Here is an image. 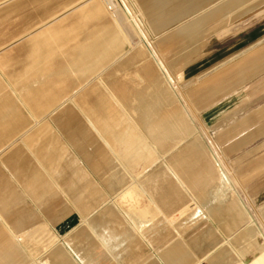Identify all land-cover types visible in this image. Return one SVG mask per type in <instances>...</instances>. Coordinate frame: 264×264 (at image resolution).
<instances>
[{
    "label": "crops",
    "instance_id": "1",
    "mask_svg": "<svg viewBox=\"0 0 264 264\" xmlns=\"http://www.w3.org/2000/svg\"><path fill=\"white\" fill-rule=\"evenodd\" d=\"M90 1L95 0L84 1L83 6ZM101 1L106 8L107 5ZM124 1L131 4L130 0ZM261 1H183L186 6L182 9L191 6L195 11H192V21L186 27L187 32L193 31L186 43L196 44V40L207 32L227 33L233 24L232 18L237 19L248 12L259 13ZM3 3L0 2V8ZM132 7L140 13L148 10L133 4ZM200 7L203 9L199 10ZM73 8L77 10L76 6ZM84 13L97 18L99 7L92 3L85 10L79 9L72 19L80 18ZM58 18L56 16L37 26L39 31L33 37L35 39L32 38L19 50L12 49L6 53L7 63L0 61V264H200L195 253L211 250L203 236L196 248L195 237L202 233L212 234L213 231L218 236L227 235L221 223L227 220V214L222 210L228 203H236L241 208L240 202L227 196L225 187L216 181V172L211 182L198 186L180 178L179 182L172 180L170 186L158 183L151 188L145 185L138 188L115 153L106 146L114 156V169L123 180L119 181L122 186L112 190L108 182L106 185L100 179L101 167L96 165L99 158L92 157L89 164V153H71L63 137L73 140L76 133L84 135L92 131L104 143L98 130L115 120L112 114L118 99L127 104L135 101L141 113L138 124H146L148 107L145 102L140 104L142 102L137 101V96L150 88L148 83L158 81L145 67L142 69L145 77V85L140 86L142 91L138 87L128 89L126 84L117 80H112L114 89L110 90L102 82L101 74L93 71L95 64L99 65L103 58H110L96 47L108 44L111 32L94 33L82 43H73L68 34L62 35L60 31L68 22L63 26L54 25ZM72 19H69L70 23ZM208 23L210 25L206 27ZM56 32L62 36L58 37L57 48L63 49L66 62L53 64L52 59H47L49 65L42 69L59 74L51 76L50 81L44 84L43 75L25 68L24 58L27 55L44 56L47 45L38 36L49 37ZM263 32L264 28L246 34L241 38L244 40L214 55L220 58L209 75L201 84L191 85L187 90L190 112L211 126L210 132L213 133L210 139L216 142L214 144L225 163L229 158L243 156L249 144L255 147L264 141V103L256 97L264 89V48L260 47L264 36L261 39L257 35ZM3 42L0 39V44ZM240 44L247 46L242 56L238 53L223 56ZM20 51L25 56H20ZM73 56L86 61L81 69L94 73V76L90 83L74 91L77 95L72 93L65 102L75 106L77 101L76 108L82 110L87 122L70 114L57 125L51 115H60L64 107L57 99L61 91L66 96L70 92L74 70L70 69L68 59ZM37 79L39 83H31ZM247 88L251 92L252 103L244 106L243 94ZM107 103H111V110L106 109ZM97 104L99 106L95 107ZM172 106L173 101L164 112H158L149 119L151 124L161 126L177 120L185 121L172 112ZM101 107L103 111L99 112ZM76 118V125L81 127L71 128L69 123L73 126ZM229 125L238 126L239 130L231 132L234 128L227 129ZM105 130L115 145L111 128L107 126ZM139 132L148 140L141 130ZM61 135L64 136L61 138ZM152 140L156 142L157 150L164 140L172 141V146L179 143L172 138L156 137ZM207 150V170H214L207 154H211V150ZM190 151L193 155L202 156L200 149L193 147ZM214 208L222 209L219 216L212 214ZM196 221L197 226L194 225ZM238 224L235 231L241 227Z\"/></svg>",
    "mask_w": 264,
    "mask_h": 264
},
{
    "label": "rangeland",
    "instance_id": "2",
    "mask_svg": "<svg viewBox=\"0 0 264 264\" xmlns=\"http://www.w3.org/2000/svg\"><path fill=\"white\" fill-rule=\"evenodd\" d=\"M1 1L7 2L8 0H0V2ZM84 1L87 0H42L41 4L45 3L52 6L50 11H45L42 9V6H39L40 4H37V2L33 4L34 2H32L23 10L13 13L6 12L7 6L10 5L9 3L3 4L0 8V39H3L4 42L3 45L2 43L0 44V61L2 63H7L6 53L12 49L19 50V48L24 47L27 42L33 37H36V33L39 31L37 26L42 25L46 21H50V19L56 16L59 18L55 21L56 24L54 25L63 26L68 22L67 26H65V28L61 27L62 29H60V31L62 35L68 34L73 43H82L94 33L110 31L112 37H110L109 43L96 47L99 49L100 53H105L110 58H103L99 61V65L95 64L94 67L96 68L93 72L101 73L102 82H104L105 86L110 90L114 89L111 85L112 80H117L126 84L128 89L133 90L139 87L138 90L142 91L143 88H140V86L145 85V77L143 76L142 69L148 67L150 73L161 84L173 101V106L170 108L172 112L183 117L189 127L198 132L196 136L198 146H188L182 137L175 136L172 139L179 140L178 144L172 146V141L164 140L160 142L163 144L159 150H157L156 142L152 139L156 137L169 138L167 132L159 129L160 125H153L151 122L147 130L145 128L143 129V126L138 124L140 121V113L135 101H129L127 104L119 99L117 103H114V108L116 110H113L112 116L115 117V120L112 121V124H106L98 130L105 145L98 137V134L92 131L85 132L84 135L76 133L73 140H66L63 137L64 135H61V138L63 137L64 143L68 146L73 155L82 152L84 155L89 153V164L92 163V157L94 159L99 158V161L96 160V165L98 166V164H100L99 166L101 167L99 174L100 179L105 183L108 182L112 190L123 184L121 185L119 182L122 180V175H119L114 169V156L110 150L115 153L118 161L131 175L134 184L138 188L141 185L138 182L139 177L141 175L143 176L146 172L144 169L139 170L138 173L135 172L141 165L144 167L146 165L151 166L145 167L148 171L161 168L166 172L161 179H158V181L160 180L159 182H154V179L153 182L145 184V186L149 187L155 186L158 183H164L170 186L172 180L179 182L180 178L187 183L198 186L211 182L215 172L217 174L216 181H219L218 171L226 174L228 184H225L224 187L225 190H227V196L234 200H238L241 204V208L236 203H228L223 210L214 208L212 214L219 216L222 210L234 216L235 211L238 209L242 215L241 221L238 224L241 227L238 231H235L236 229L233 222H228L229 218L227 216L228 221L224 220L221 222L223 227L227 230L224 231L227 235L218 236L213 232L212 241H207L211 249L215 245L214 243L220 242L221 249L217 248L213 252H207V250L204 253L197 252L195 253V257L197 260H200V264H230V262L231 264H248L249 260H252L254 258L253 255L256 254L252 240L257 237L255 241L260 245L263 243V240L259 237L262 236L264 238V141H261L259 145L255 147L249 144L247 146L248 148L246 147L248 150L244 152L243 156H240L238 159L229 158L227 163H225L219 152L220 150L214 144L216 142L210 139L211 133H213L210 132L211 126L205 124L200 116L193 115L190 112L188 106L189 94L187 90L191 85L201 84L205 77L209 75V72L215 67L216 63H218L217 59L220 58H215L217 56L214 55L244 40L241 39L244 35H248L251 32L256 33L264 28V0L260 3L262 6L258 10L260 11L259 13L248 12L237 19L232 18L231 22L233 24L230 26L227 33L222 31L216 34L207 32L202 38L196 40V44L186 43L189 34L193 33V31L187 32L186 27L192 21L190 17L194 10H192L191 6L182 9L186 6V3H183V1L192 2L195 0H130L131 4L124 0H114L116 3H111V6L107 5L106 8H104L105 6L102 4L101 0H95L86 6L82 4ZM92 3L99 7V16L97 18H92L90 15L84 13L85 15H82L80 18L76 20L72 19L77 12H79V9L85 10L88 6L92 5ZM132 4L141 9H148L147 13L137 12L134 7H132ZM74 6H76L77 10L73 8ZM200 9L203 8L200 7L199 10ZM69 19H72L73 22L70 23ZM209 25L210 23H208L206 27ZM209 31L211 30L209 29ZM29 33L31 35L27 36ZM56 33V35L49 37H44V35L38 36V39L47 45V50L43 51L44 56H25V53L22 54L20 51V56H25V68L43 75V80L46 83L51 76L59 74L58 72L54 73L52 70L47 71L46 69H42L45 68L46 65H49L47 64V59H52L51 62L53 64L59 61L60 64L63 65L66 62L65 56L62 54L63 49L59 50L57 48L58 37L62 36L58 32ZM257 35L262 39L264 32ZM138 40H140L141 43L137 44L136 42ZM241 44H243V42ZM241 44L223 56H232L237 53L239 54L238 56H242L247 46L242 47ZM260 47L264 48V42ZM96 48H94V50ZM24 51H26V49ZM12 58L14 59L16 57L12 56ZM68 60L70 69L72 71L74 70V75L70 78L72 84L68 95L66 96L65 92L61 91L62 94L60 93L61 95L57 97V99L61 101L60 105L64 106L60 110V115H57L58 113L51 115L53 121L57 123V125L70 114L77 115L78 120L83 118V122L86 123V119L82 115V110H80L79 107L76 108L78 102L76 101L74 106L70 105V102H65V100L68 99V96L74 93V91L85 86L94 76L92 75L94 73L91 74L81 69L82 63L86 61L80 56H73ZM75 68H77L76 71ZM162 69L166 70L170 79L173 81V85L171 84L170 86V84L165 82ZM37 78H39V76ZM39 82V79H37L31 83ZM148 86L150 88L147 87L145 93H139L137 98L142 97L143 101L147 104V110L150 112L152 109V114L155 117L158 112H164L167 106L158 111L155 109L158 101L152 95V93H154L152 92L154 90V85L150 82ZM58 89L62 88L59 87ZM243 97L244 106L252 103V95L251 92H248V88L244 91ZM256 97H260L259 102L264 103V89ZM107 100L110 102L109 99H106V101ZM105 107L111 110V103H107ZM56 109L57 107L53 108L51 112ZM170 109H167V111H170ZM102 111L103 109L101 107L99 112ZM148 120L149 118L147 121ZM70 121L71 119H68V122ZM76 123L77 118L73 122V126L71 123H69V126L71 128L75 127L76 129L81 127L80 125H76ZM107 126L111 128L113 132L112 136L115 140V145L113 141L109 140L108 132L105 130ZM129 126L131 128L130 130L128 129ZM141 128V131L148 140L140 134L139 130ZM231 128H234L231 132L237 131V129L239 130L238 126H227V129ZM118 131L120 134L119 137L116 138L117 134L115 132ZM134 138H136V144L131 148L130 146ZM120 144L125 147V150L129 151L127 160L129 158H134L140 153L143 154V152H147V156L143 158L137 157L131 164L123 165L125 161L124 156L121 154L122 150L119 149ZM106 146L109 147L110 150H108ZM193 147L200 149L199 152L202 156L193 155V152L190 151ZM206 149L209 151L211 150V154L209 152H207V154L213 163L214 170L213 168L207 170V162H209V160L205 157ZM161 152H163V155ZM180 162H183L182 166L170 172L166 171L168 168ZM125 179L127 181L129 180L127 176ZM199 213L198 211L197 214ZM248 223H251L252 227L254 226L257 231L256 234L248 235V233L244 231ZM194 225L197 226L198 222L196 221ZM207 235L208 234L202 233L201 237L203 236V239H205ZM214 238L215 240H213ZM194 244L195 247L198 248L196 243ZM256 264L259 263L256 262Z\"/></svg>",
    "mask_w": 264,
    "mask_h": 264
},
{
    "label": "bare ground",
    "instance_id": "3",
    "mask_svg": "<svg viewBox=\"0 0 264 264\" xmlns=\"http://www.w3.org/2000/svg\"><path fill=\"white\" fill-rule=\"evenodd\" d=\"M32 2H34L33 4H36L35 2H37V4H40L39 6H42V9L43 10H45V11H50V8H52V6H49L48 4H41V2H42V0H8L7 2H5V3H3V4H7V3H9L10 5L9 6H7V8H6V12H12V11H14V12H16L17 10H23L25 7H27V5L28 4H30V3H32ZM91 2V1H90ZM103 2L106 4V5H110L111 6V3H116V2H114V0H103ZM113 7H114V5H113ZM114 10V9H113ZM57 20V19H56ZM52 21V20H51ZM130 21V20H129ZM137 44L138 43H141V41L140 40H138L137 42H136ZM134 46H135V44H134ZM133 47V46H132ZM88 49H90V48H88ZM161 67V66H160ZM107 69V68H106ZM163 70V74L165 73V75H164V79H165V82L166 83H168V84H170V86H171V84L173 83V81L170 79V77H169V75L167 74V72H166V70L165 69H162ZM101 74V73H100ZM97 78V77H96ZM50 81V80H49ZM96 81H97V79H96ZM52 82V81H51ZM90 83V82H89ZM88 83V84H89ZM153 83V85H154V90L152 91V92H154V93H152V95L154 96V98H156L157 99V101H158V104L156 105V107H155V109L158 111V110H160L161 108H163V107H165V106H168V105H170L171 104V102H172V100H171V98L168 96V94H167V92L163 89V87L161 86V84H159L158 82H152ZM44 84H45V82H44ZM43 84V85H44ZM58 84V83H57ZM56 85V84H55ZM173 85V84H172ZM175 85V84H174ZM55 87V86H54ZM139 88V87H138ZM80 89H82V88H80ZM103 89V88H102ZM101 89V90H102ZM103 91V90H102ZM78 92V91H77ZM99 92V91H98ZM104 92V91H103ZM102 93V92H101ZM75 94V93H74ZM75 95H77V94H75ZM99 95V94H98ZM97 95V96H98ZM103 95V94H102ZM100 96V95H99ZM153 96H152V98H153ZM72 98V97H71ZM100 99H103V98H101V97H99ZM96 99H98V98H96ZM100 99H98V101H100ZM69 100H71V99H69ZM94 100V99H93ZM104 100V99H103ZM74 101V100H73ZM97 101V100H96ZM96 101H95V103H96ZM97 101V102H98ZM137 101L138 102H141L142 101V103H140V104H143V99H142V97H138L137 98ZM94 102V101H93ZM98 104H100V102L98 103ZM96 105L95 107H97V106H99V105ZM101 105V104H100ZM142 106V105H141ZM143 108H145V105L144 106H142ZM141 112H142V110H141ZM152 112H153V110L151 109V111L149 112L148 110H146L145 111V116H147L149 119H151V118H153L154 117V115L152 114ZM141 114V113H140ZM143 117H144V114H143ZM141 118V117H140ZM144 121V120H143ZM87 122V121H86ZM170 122V121H169ZM149 125H150V121L148 120L147 121V123L146 124H143L142 126H143V129L145 128L146 130L149 128ZM128 129L130 130L131 128H130V126L128 127ZM159 129H161V130H163V131H166L167 132V135H168V137L169 138H174L175 136H180V137H182L183 138V140H185V142L188 144V146L189 145H197V139H196V136L198 135V132L197 131H194V130H191V128L189 127V125L185 122V121H182V120H177V121H174L173 123H168V124H163V125H161V126H159ZM140 130H142V128L140 129ZM117 135H116V138H118L119 137V134H120V132L118 131V132H115ZM105 134V133H104ZM134 136V135H133ZM135 140H136V138H134L133 139V141H132V145L130 146L131 148H133L134 147V144H136V142H135ZM198 146V145H197ZM119 149L120 150H122V155L124 156V164L123 165H129V164H131V162H133L134 161V159L135 158H137V157H139V158H143V157H145V156H147V152H143V154H138V155H136L134 158H129L128 160H127V157H128V154H129V151H127V150H125V147L123 146V145H119ZM131 152V151H130ZM129 161V162H128ZM74 162H76V161H74ZM184 162V161H183ZM183 162H180V163H177V164H175V165H173L171 168H166L167 170L166 171H168V172H170V171H173V170H175V169H177L178 167H180V166H182V164H183ZM214 162V161H213ZM215 162H216V160H215ZM188 165V164H187ZM215 165H216V163H215ZM74 166V165H73ZM75 166H76V164H75ZM147 167H151V166H148V165H146ZM145 166V167H146ZM145 167L143 166V165H141V166H139V168L137 169V170H135V172L136 173H138L139 172V170H146V172H145V174H143V176L141 175L140 177H139V183L141 184V185H145V184H148V183H151V182H153L154 181V179H155V181L154 182H159L158 181V179H161L162 178V176L163 175H165V171L164 170H162L161 168H157V169H155V170H152V171H148L147 169H145ZM218 169H219V167H218ZM148 171V172H147ZM135 173V174H136ZM135 174H133V175H135ZM37 179V178H36ZM218 179H219V182L222 184V186H225V184H228V179H227V176H226V174H224L223 172L221 173L220 171H218ZM4 182V181H3ZM230 182V181H229ZM156 186V185H155ZM151 188V187H150ZM159 188V187H158ZM159 192H160V190H159ZM150 193V192H149ZM153 194V193H152ZM156 195V194H155ZM147 196V195H146ZM150 198H151V196H150ZM147 199V198H146ZM45 210V209H44ZM97 212H98V210H97ZM96 212V213H97ZM225 212V211H224ZM221 213V212H220ZM220 213H219V215H220ZM225 214H227L226 212H225ZM227 216H228V222H230V223H232L233 222V224H234V226H236L237 225V223H239L240 221H241V217H242V215H241V212H240V210H236L235 211V214H234V216H231V215H229V214H227ZM91 222V221H90ZM228 222H226V223H228ZM229 223V224H230ZM211 231H213V230H211ZM244 231H246L247 233H248V235H254V234H256V229L254 228V226L252 227V225H251V223H248V225H247V227L244 229ZM214 232V231H213ZM201 235V234H200ZM200 235H197L196 237H195V243H196V245L199 247V242H198V239L201 237ZM215 236V235H214ZM212 237H213V233L211 234V233H209L206 237H205V239H203L204 240V242L205 243H208L207 241H212ZM260 239H262L263 240V243L262 244H260L259 245V243L258 242H256L255 240L257 239V237H256V239H254V240H252V244H253V247H254V251H255V255H253L254 256V258L251 260H249V263L248 264H256V262H258L259 264H264V238L261 236V237H259ZM213 240H215V238L213 239ZM215 242V241H214ZM201 243V242H200ZM211 244V243H210ZM215 245L213 246V245H211V246H213V248L211 249V247L209 248L212 252L214 251V250H216L217 248H219V249H221L220 247H221V243L220 242H218V243H214ZM208 245H209V243H208ZM224 247V246H223ZM247 249V248H246ZM247 251V250H246ZM243 252V251H242ZM239 254H241V253H239ZM247 254V253H246ZM245 255V254H244ZM243 257V256H242ZM227 264V263H226ZM230 264H231V262H230Z\"/></svg>",
    "mask_w": 264,
    "mask_h": 264
}]
</instances>
